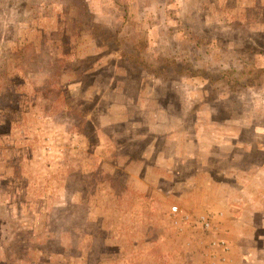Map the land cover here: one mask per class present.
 Instances as JSON below:
<instances>
[{"label": "rangeland", "instance_id": "1", "mask_svg": "<svg viewBox=\"0 0 264 264\" xmlns=\"http://www.w3.org/2000/svg\"><path fill=\"white\" fill-rule=\"evenodd\" d=\"M0 264H264V0H0Z\"/></svg>", "mask_w": 264, "mask_h": 264}, {"label": "built area", "instance_id": "2", "mask_svg": "<svg viewBox=\"0 0 264 264\" xmlns=\"http://www.w3.org/2000/svg\"><path fill=\"white\" fill-rule=\"evenodd\" d=\"M173 210H174V212H176L178 210V207L177 206L173 207ZM206 224H207V226H209V223H206Z\"/></svg>", "mask_w": 264, "mask_h": 264}]
</instances>
